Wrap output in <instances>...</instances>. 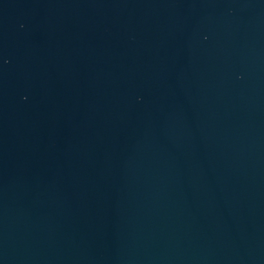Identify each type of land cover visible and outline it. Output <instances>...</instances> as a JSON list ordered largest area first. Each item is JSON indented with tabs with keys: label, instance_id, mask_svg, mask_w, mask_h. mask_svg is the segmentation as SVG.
<instances>
[{
	"label": "water",
	"instance_id": "water-1",
	"mask_svg": "<svg viewBox=\"0 0 264 264\" xmlns=\"http://www.w3.org/2000/svg\"><path fill=\"white\" fill-rule=\"evenodd\" d=\"M0 264H264V0H0Z\"/></svg>",
	"mask_w": 264,
	"mask_h": 264
}]
</instances>
